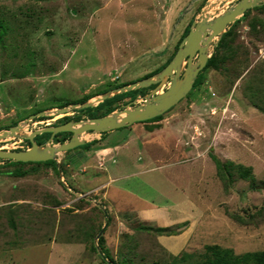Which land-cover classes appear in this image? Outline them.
Returning a JSON list of instances; mask_svg holds the SVG:
<instances>
[{"label": "rangeland", "instance_id": "1", "mask_svg": "<svg viewBox=\"0 0 264 264\" xmlns=\"http://www.w3.org/2000/svg\"><path fill=\"white\" fill-rule=\"evenodd\" d=\"M206 1L0 0V129L156 70ZM237 20L157 120L87 135L90 146L57 156L61 175L0 160V264H203L264 252V10ZM87 115H44L24 131ZM56 135L50 144L69 136ZM157 146L165 153L152 160Z\"/></svg>", "mask_w": 264, "mask_h": 264}, {"label": "water", "instance_id": "2", "mask_svg": "<svg viewBox=\"0 0 264 264\" xmlns=\"http://www.w3.org/2000/svg\"><path fill=\"white\" fill-rule=\"evenodd\" d=\"M264 4V0H234L230 5L218 8V2L207 0L199 11L197 19L190 23L187 33L179 41L170 60L151 75L132 81L119 87L108 89L80 103H68L59 108L40 110L29 114L14 125L0 129V141L6 138H22L29 142L23 150H5L0 148V160L14 162H40L54 160L60 174L57 156L67 150L88 142L81 134H100L116 128L129 126L134 122L144 121L158 116L176 104L191 89L197 73L205 65L208 50L220 38L226 27L237 20L245 10ZM209 11V12H208ZM166 87L162 90L163 86ZM154 85L145 93L140 102L132 100L121 109L97 117L79 120H68L62 124L45 126L25 132L27 122L44 115L64 114L72 110H80L115 94L146 88ZM129 104H134L128 106ZM48 132V138L37 144L34 136ZM60 132H69L67 140L50 144L52 137Z\"/></svg>", "mask_w": 264, "mask_h": 264}, {"label": "trees", "instance_id": "3", "mask_svg": "<svg viewBox=\"0 0 264 264\" xmlns=\"http://www.w3.org/2000/svg\"><path fill=\"white\" fill-rule=\"evenodd\" d=\"M254 8L255 9H259V10H264V4H262L260 6H256ZM247 10L244 12V14L247 12ZM237 21L238 20H235L233 23H231L228 26H233L234 23H236ZM188 28L189 27H186L185 28V30H184V32L182 34V37L187 33ZM226 35H227V31L224 32V33H222V35L219 38L218 44H220L223 41V38ZM169 59L163 65H161L160 67H158L156 70H154V71H152L150 73L145 74L142 78L147 77V76L151 75L152 73H154V72L158 71L159 69H161L169 61ZM210 63H211V59H210V57H208L205 65L203 66V68L201 70H204L205 68H207L210 65ZM197 77L199 78V75L198 74L196 75V77L194 79V82L192 84V87H194L198 83L199 79ZM136 80H138V79H136ZM133 81H135V80H133ZM130 82H132V81H129L127 83H130ZM127 83H122V84L118 85L117 87L122 86V85L127 84ZM153 86L154 85H150L149 88H151ZM142 89H144V88H138V89H135V90H130V91H127V92L115 94V95H113V96H111L109 98H106L103 101L97 103L95 106L86 107V108H83V109H80V110H84V111H87L88 112L87 118L88 117H97V116L104 115V114L112 111L113 109H117L118 108L117 102H119L120 100H122V99H124L126 97H133L136 94V92L142 93L141 95H144L145 93L142 91ZM104 91H106V90H104ZM83 101H85V100H82L81 102H83ZM66 104L67 103H65L63 105H66ZM95 110L96 111L97 110H100V111L98 113V112H94ZM72 111H78V110H72ZM158 117H159V115L158 116H155L153 118L147 119L145 121H155V120L158 119ZM41 118H43V117H37V118H35L33 120L41 119ZM79 119H81V118L77 116V117H75L74 120H79ZM63 133L64 132H60V133H57V135H60V134H63ZM103 134H105V132H101L100 133V135H103ZM48 136H49V133L48 132H44L42 134H39V135L34 136V139L37 140L36 143L39 144L40 141L38 139H36V138H39V137L47 138ZM65 139H66V137H64V136L61 137V141L65 140ZM25 141L29 145V142L27 140H25ZM92 143H93V141H88V142H85L84 144L79 145V146L88 147ZM68 151L69 150H67L65 152H68ZM209 157L213 160L216 168H223L222 163L220 162V160L215 155L209 153ZM4 161H6V162H8L10 164L22 163V162H14V161H9V160H4ZM40 162L41 163H49V164L52 165L53 168H55V161L54 160H46V161H40ZM60 170H61V168H60ZM12 174L19 175V171H13ZM101 240H102L101 237H99L98 238V244L100 246H101ZM101 252L103 254V257H105V258L108 257V253H107V251L105 249L102 250ZM222 254H225V253H222ZM202 263L203 264H264V252L246 253V254H243L241 256H230L229 258L228 257L220 256V257H218V258L216 257L214 259H206V260H203Z\"/></svg>", "mask_w": 264, "mask_h": 264}, {"label": "crops", "instance_id": "4", "mask_svg": "<svg viewBox=\"0 0 264 264\" xmlns=\"http://www.w3.org/2000/svg\"><path fill=\"white\" fill-rule=\"evenodd\" d=\"M149 131V130H148ZM161 141H162V144H164L166 141L164 140V138H162L161 139ZM161 141L159 142L160 144H161ZM155 143V142H154ZM115 145V144H114ZM143 145H146V144H143ZM158 147V150L157 151H155V152H153V157H152V160L153 159H156V158H159V159H162V157L160 156V153H165V151H161L160 150V148H159V146H157ZM107 149H109V150H111V148H117V145L116 146H114V147H106ZM159 159H157V160H159Z\"/></svg>", "mask_w": 264, "mask_h": 264}, {"label": "bare ground", "instance_id": "5", "mask_svg": "<svg viewBox=\"0 0 264 264\" xmlns=\"http://www.w3.org/2000/svg\"><path fill=\"white\" fill-rule=\"evenodd\" d=\"M213 0H210V2H212ZM209 12V11H208ZM61 116V115H60ZM23 130H24V127H23ZM87 135L86 134H81V137H86Z\"/></svg>", "mask_w": 264, "mask_h": 264}, {"label": "flooded vegetation", "instance_id": "6", "mask_svg": "<svg viewBox=\"0 0 264 264\" xmlns=\"http://www.w3.org/2000/svg\"><path fill=\"white\" fill-rule=\"evenodd\" d=\"M151 88H152V87H151ZM151 88H150V89H151ZM68 135L70 136V133H69V132H68ZM69 136H68V138H69ZM68 138H66V139H68ZM66 139H65V140H66ZM40 143H41V142H40Z\"/></svg>", "mask_w": 264, "mask_h": 264}]
</instances>
